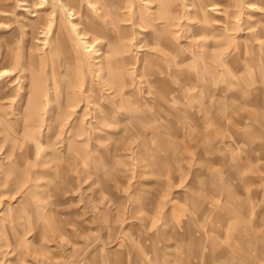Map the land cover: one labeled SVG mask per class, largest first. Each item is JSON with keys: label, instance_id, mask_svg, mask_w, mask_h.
I'll return each mask as SVG.
<instances>
[{"label": "rangeland", "instance_id": "rangeland-1", "mask_svg": "<svg viewBox=\"0 0 264 264\" xmlns=\"http://www.w3.org/2000/svg\"><path fill=\"white\" fill-rule=\"evenodd\" d=\"M0 264H264V0H0Z\"/></svg>", "mask_w": 264, "mask_h": 264}, {"label": "bare ground", "instance_id": "bare-ground-1", "mask_svg": "<svg viewBox=\"0 0 264 264\" xmlns=\"http://www.w3.org/2000/svg\"><path fill=\"white\" fill-rule=\"evenodd\" d=\"M70 27H72V24H70Z\"/></svg>", "mask_w": 264, "mask_h": 264}]
</instances>
